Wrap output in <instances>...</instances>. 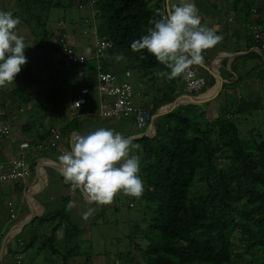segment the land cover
Returning <instances> with one entry per match:
<instances>
[{"label": "trees", "instance_id": "1", "mask_svg": "<svg viewBox=\"0 0 264 264\" xmlns=\"http://www.w3.org/2000/svg\"><path fill=\"white\" fill-rule=\"evenodd\" d=\"M15 1L16 7L20 9L7 8L0 11L12 14L16 11L20 14L22 10L26 15H31L30 19L40 20V23H37L40 34L36 32L34 34L37 39L42 40L40 43H34L35 56L43 52L44 56L53 59L55 65L58 60L53 56H57V53L67 55L68 48L73 49L78 55L85 56L83 61H71L70 66L62 64L60 69L65 75L61 72L58 77L50 79L51 93L57 103L56 107L70 105V101L79 95L81 89L87 88L89 98L91 95L96 96L86 105L88 108L103 112L98 104L110 110L108 115L115 114L130 122L127 120L129 114L111 110L116 98L109 97L114 94L109 91L110 87L103 83L100 73L117 76L116 82L109 84L113 85V89L122 87V84L132 86L151 79L153 86L145 90L146 99L150 101L146 107L154 111L181 95L178 92L179 81L183 82L184 78L178 77L168 81L158 77L156 75L158 71L167 69L147 50L134 52L131 49V43L147 34V29L152 27L150 21L158 18L157 10L164 11L166 0L69 2V6L77 7L85 6L90 2L94 11H97L96 38H104L112 42L111 46L101 51L105 54L101 61L97 58H87L85 53H77L76 48L72 47L74 45L66 41L64 28L58 30L59 35L56 36L47 26L48 13L53 8L66 5L63 0ZM239 1L235 0V2ZM253 4V0H244L241 8L252 9ZM235 7L237 8L238 5ZM43 10L46 12V18H42ZM258 21L261 22V19ZM253 36L246 43L247 49L253 46H262L263 49L264 39L257 41L259 38L256 34ZM95 46L98 50L99 46L97 44ZM26 49L28 50V47ZM117 55H123L124 60L116 61ZM203 55V64L209 65L211 51L208 49ZM255 55V51L239 55L236 63L238 67L235 68H240L242 74L245 71L243 66L247 65V61L240 60ZM33 65L35 66L34 61L27 60L15 79L17 86L10 84L0 89V106L5 111L4 119L11 120V123L8 121L11 126L16 123L11 116L13 103L22 107L28 102L27 99L23 100L24 97H19L22 92L30 89V95L37 91L41 97V91H44V81L39 77H33ZM113 65L120 66L118 72ZM263 65L264 61H261L259 65L247 70L254 71L253 76L261 78L263 76L260 67ZM72 66L76 74L81 75L80 78L68 74L70 70L73 71ZM195 67L200 68L202 65L191 68ZM102 92L104 95L101 94ZM243 100L245 99L241 96L240 101L225 103L220 114L206 123L191 117L190 113L187 114L182 109L184 106H181L158 118L159 129L155 137L149 138L145 135L141 138L144 145L141 150L143 159L139 175L143 181L144 191L139 199L132 198L145 201L146 205L142 207L144 227L136 225L135 228L139 230L132 238L133 243L138 244L134 248L138 249L142 259L139 261L133 257L134 264H264V131L253 129L254 131L251 130L249 134H244L239 124V119L262 108L263 103L261 98L250 103ZM86 106L81 114L95 117V112L87 110ZM197 112L201 118L200 110ZM201 114L206 115L205 110H202ZM34 119L21 124V134H14L16 142L13 144L28 140L25 139L24 133L29 131L26 128L34 126ZM73 129L75 126L71 127L70 131ZM49 137L45 132L37 133L29 141L31 144L29 149H37L39 153L47 150L38 149L37 146L42 144L46 147ZM48 146L51 147L50 144ZM37 150L32 156L33 160L39 156ZM33 165L35 168L36 163L33 162ZM0 183L5 184L2 180ZM14 200L6 202L9 216L18 210L16 205L9 207ZM36 220L39 224L42 221L47 224L53 223L51 233L47 234L49 236L39 241L41 244L39 249H47L52 254L62 255L64 264H77L78 261L67 262L66 256L69 255L70 258L80 256V241L88 238V235L83 234L84 232L80 233L81 226L75 222L64 221L59 218V214L54 222L52 215L49 214L33 219L25 228ZM61 226L64 228L63 239L66 244L64 247L55 244L59 238L56 232ZM21 232L17 237V249L9 248V252L0 259V263L4 262L9 254L16 257V252L23 253L26 249L37 246L36 239L39 236L37 233H32L29 238ZM72 241H77V244L70 247L69 243ZM132 249V246L129 247V250ZM126 251L124 253H129L128 250ZM16 264H24L23 257H16Z\"/></svg>", "mask_w": 264, "mask_h": 264}, {"label": "rangeland", "instance_id": "2", "mask_svg": "<svg viewBox=\"0 0 264 264\" xmlns=\"http://www.w3.org/2000/svg\"><path fill=\"white\" fill-rule=\"evenodd\" d=\"M76 1V0H63V2L67 3L66 5H61L58 6L57 8L51 9V11L48 13V19H47V26L51 30V32H55V35H59L58 30L64 28L66 34L65 38L66 41L70 42L69 44L73 45V48L75 47L77 50V53H85L87 58H97L100 59L99 61L102 60V58L105 56L102 52H98L96 46H95V41H96V35H95V29H94V19L96 21V18L93 17L94 13L97 11H94V8L90 2L82 7H77V6H69L68 3ZM180 3V1H179ZM196 7L199 10V14L202 16H206L210 19L211 15V9L207 8L206 6H201L200 0H194L193 2ZM216 7H213V9H216V13L223 14V9H230L231 12L233 13V20L236 19V17L240 15L245 14V10L241 8V6L244 4V0H240L239 2H235V0H216L214 1ZM253 6L252 9L254 11H257L256 14L259 15V19L261 17V12L264 11V0H253ZM84 5V4H83ZM235 5H238L236 8ZM65 6V7H64ZM204 7V8H203ZM260 7L261 9H257ZM20 9L19 7H16V1L15 0H0V9ZM44 11V10H43ZM214 12V10H212ZM46 12L44 11V16L45 17ZM255 14V17H256ZM13 16L15 18H19L20 23L17 25L16 31L17 34L20 36L24 37V42L26 45V48L28 47V50L25 48V57L27 60L34 61L35 66L33 65V77H39L44 81V91L42 93V96L38 98H32L30 95V89H25L22 92V95H20V98H23V100L27 99L26 105H24L26 108L29 107V109H26L24 106L19 107L17 106V103L14 104V108L12 110V117L16 120V123L13 125V132L14 134L20 135L21 134V120L23 119L24 122L28 123L34 119V126L31 128H26L29 131L25 132V136L29 137V140H32L37 133L39 132H45L46 134H50V128H60L62 127L67 119L71 118V115L69 113H65L61 110H59L57 113L61 115L62 117H58L55 115H52L48 113L50 110H52L53 107H56L57 103L53 100L52 97V88L50 84V79L58 77V74H61V72L64 74V71L60 69L62 64L66 65H72L66 63L64 60V55L62 53H57V56H53L57 58L58 62L57 65L53 63L52 58H48V56H44L43 52H39L34 55L33 50H35V42H39L42 39H37L34 32L39 33V25L37 23H40V20H32L30 19L31 15H26L24 11L20 10V14H17L16 11L14 12ZM30 19V20H29ZM258 19V20H259ZM211 20V19H210ZM202 23H205V20L201 19ZM97 24V21L95 22ZM207 23V22H206ZM264 23V22H263ZM255 26L257 24H254ZM253 25V27H254ZM215 26V25H214ZM213 27V26H212ZM221 28V27H220ZM256 31L254 34L260 35L259 30L255 28ZM245 31H243L244 33ZM40 34V33H39ZM74 34V35H72ZM227 41L221 40L216 46L213 48H221L224 45L226 46H231L230 44H226ZM31 48V49H29ZM254 48L257 50L255 51L256 57L257 58H246L240 61H247V65L243 66V71L242 73H248L250 70H247L255 65H259L261 61H264V49L258 46H254ZM91 50L90 52L88 50ZM42 51V48H41ZM52 52V51H51ZM92 52H94L92 54ZM238 54L239 52L236 51ZM250 52H247L245 49L241 52V55L243 54H248ZM234 56V57H233ZM223 57L222 62L226 60V58H229L228 61V66L230 69L232 68L231 65V60L232 58H235L236 56L233 54H230L228 51L227 53H220L218 56L215 57L214 60L218 62L219 59ZM225 64V63H224ZM230 64V66H229ZM114 66V65H113ZM58 67V68H57ZM73 67V71L70 70L68 74L71 76L74 74V77H81L80 74H76L75 68ZM236 67L238 65L236 64ZM114 68L117 70L120 68V66H114ZM240 70V68H239ZM264 65L260 67V71L262 72L261 78H252L251 82L253 83L254 81H258L253 83L251 86L247 85L250 83L249 79H241L237 81V90L236 86L233 91L229 92V96L225 99V101H240L241 96L245 100L244 102H255L257 101L258 98L262 99L263 107L259 108L258 110H254L251 113H248L247 116L243 117V119H239V124L242 128V131L244 134H249L251 130H259L260 132L264 131ZM122 72V71H121ZM233 72H237L233 70ZM251 74L254 75V71H251ZM238 78V75H235L234 77L228 79V82H232ZM12 86H17V82H13L11 84ZM235 85V84H234ZM23 86V85H21ZM135 91L136 93L142 92L143 88H141L138 83L134 84ZM211 90V86L208 87L206 90ZM9 90V89H8ZM205 90V91H206ZM204 91V92H205ZM42 92V91H41ZM219 93V92H218ZM202 93L199 95L201 96ZM219 95V94H218ZM135 101L138 104L147 102L148 100L143 97L142 95L136 94ZM185 99H183L181 102H184ZM214 102L213 99H210L205 102H198L195 104H184V107L182 108L184 111L187 112V114L191 115V117H194L195 119H200L202 123H206L209 119L212 120L213 117L210 116L209 112L207 109H205V114H201L202 108H206L210 103ZM231 103V102H230ZM229 103V104H230ZM225 104V103H224ZM87 107V106H86ZM89 107L90 104H89ZM200 108V116H198L197 110ZM0 110H3V108L0 106ZM4 111V110H3ZM95 112L96 116H87V115H82V114H77V116L74 117V120L72 121V125L76 127H86L90 126L94 128L95 130L99 128H113L114 131L119 132L123 135H127L126 132L128 131V135H134V130L130 128V130L126 129L124 124L121 126V123L119 122H113L110 117H107L106 115H100V111L98 109H93ZM76 110L73 112L75 113ZM31 117H30V115ZM133 116V115H131ZM130 116V117H131ZM129 118V117H128ZM160 118V117H159ZM104 120H106L104 122ZM11 123V120H8ZM103 123V124H100ZM118 123V124H117ZM134 128L133 126H131ZM136 129V128H134ZM146 131V130H145ZM143 131V133L145 132ZM254 131V130H253ZM153 136L154 133H151ZM61 139L59 141H66L67 136H68V130H65V133H62ZM11 136L10 135H3L0 133V159L4 157L5 150L3 149V146L10 147V148H17V144H13L10 142ZM132 144L135 141V138H132ZM9 142L11 145H9ZM5 144V145H3ZM133 145H139L138 148L133 147L130 155H136L139 157L140 160V166L141 162L143 159V156L141 155V150L144 145V141L138 140V143H134ZM51 153V156L54 158L58 155L59 152H48ZM25 163V166H30L26 160H23ZM59 162V161H58ZM4 170H0V174L3 173ZM33 188V187H31ZM42 189V188H41ZM41 189H38L40 191ZM4 190V189H3ZM71 190V186L62 192L53 190L51 188L46 189L42 197L45 200L44 204L46 205L47 208L44 206H39L36 200V204L39 206L40 213H45V215L51 214L53 219L56 220L57 215L59 214V218H62L64 221H70L72 223H78L80 227V233L84 232L83 234L88 235V238L86 240L80 241V248L79 252L81 253L79 257H69V255L66 256V261L71 262V261H78L77 264H134L133 257L141 261V257L139 255L138 249L134 248L137 247L135 243H133L132 238L133 235H135V232L139 229H136V225H140L141 227H144L143 225V210L142 207L146 205L145 201H139V200H134L132 197H127L124 196L122 193L118 194L116 198L114 199L113 203L110 205H104V206H97L95 204H86L85 205H79L81 203V200H76L75 198L79 197L82 198L84 194L79 191H72V195H69L68 193ZM37 191V190H34ZM51 196H53L51 198ZM127 198L126 201H119V198ZM35 199V198H34ZM83 199V198H82ZM69 201H74L75 202V207L72 208L70 211L67 210V204ZM11 205H16L18 211L22 210V202L19 201H13ZM131 205V206H130ZM88 207H94L96 208V211L94 214L89 218L88 221H84L80 218H77L75 215V210H84L85 208ZM1 212V210H0ZM39 212V211H38ZM21 213V212H20ZM34 215V214H32ZM7 219V216L4 215L0 217V221ZM29 217L23 221L21 224V227L29 223ZM52 220V219H51ZM12 224V223H10ZM52 222H47L42 221L40 224L39 222H35L31 225H28L25 228L26 234H28L27 237L31 236L30 234H35L37 233L39 236L36 239V247L26 249L23 252V260L24 264H64V258L60 254H52L50 250L47 249H39L40 247V242L45 237L47 238V234L51 233L52 229ZM2 225H4L2 223ZM19 224H16L14 226V229L19 228ZM45 233V235H44ZM19 231H14L11 233L12 237H17L19 235ZM25 234V235H26ZM56 235L59 237L55 241V244L64 247L66 246L65 241L63 239L64 235V228L61 226L56 232ZM0 236H3L4 239L8 236L7 232L4 231L1 233ZM62 237V238H61ZM30 238V237H29ZM1 244L3 245V240H1L0 237V248ZM77 244V241H72L69 243V246H74ZM18 247V242L16 241L15 244ZM133 247L132 250H129V247ZM14 247V245H13ZM9 248H11V239H9ZM130 253H124L127 252ZM5 253V250L2 251V256ZM1 255V254H0ZM82 255V256H81ZM0 256V259L2 258ZM81 259L83 262H81ZM138 261V262H139ZM0 264H16V257L12 255H7L6 259L4 262H1ZM71 264V263H70Z\"/></svg>", "mask_w": 264, "mask_h": 264}, {"label": "clouds", "instance_id": "3", "mask_svg": "<svg viewBox=\"0 0 264 264\" xmlns=\"http://www.w3.org/2000/svg\"><path fill=\"white\" fill-rule=\"evenodd\" d=\"M156 16L158 18L150 21L152 27L147 29V34L134 40L131 43V49L134 52L147 50L149 54L154 56L167 69L158 71L156 73L158 77L165 78L168 81L178 77H182L185 80L183 82L179 81L181 85L178 87V92L181 95L155 111L146 107V104L150 101L141 104L135 101L136 94L146 98V88L153 86L151 79L139 82V86L143 88L142 92L136 93L134 85L130 86L131 93L133 94L132 102L134 107L137 110L146 108L151 112V118H146L144 125L139 124L137 116L135 115L127 119L136 128V132L133 135L135 138L133 144L138 143V140H141L145 135L149 138L155 137L158 134L159 117L173 112L181 106L183 107L187 100L199 99V95L211 86L205 77L209 65L203 64V54L223 39L221 35L217 34V30L214 27L209 28L202 24L199 10L192 0H180L179 4H174L171 0H168L164 11L158 9ZM19 23V18H15L11 12L0 11V89L12 84L21 72L22 67L27 63L24 37L18 35L16 31ZM262 26H264V23H261L259 33L262 31ZM259 37L260 35H257V38ZM88 51L90 52L91 50L89 49ZM115 60H124V56L117 55L115 56ZM195 65H202V67L191 68ZM190 70L196 72L194 78L202 77L205 80L204 86L197 91L187 89L186 84L192 76ZM87 94L85 96L88 100L80 106L79 102H77L75 105L78 107H73L74 99L70 101L71 104L68 105V110H66L67 105L61 108L57 107L56 112L62 109L63 114L69 113L71 118L67 119L65 124L60 128H50L49 141L43 149L54 151L58 148L62 133H65V130H69L67 126L72 125L71 123L74 117L77 114H81L82 109L90 102L91 99ZM183 99H186V101L181 102ZM75 110L76 112L73 113ZM4 115L5 111H3V119ZM113 116L117 115L114 114ZM4 121L7 120L4 119ZM10 128V142L14 143L16 142V138L11 125ZM143 131L145 132L143 133ZM151 133H154V135L152 136ZM55 134L59 135L56 141L54 140ZM128 137L130 135L125 137L123 134L107 128H99L87 135L75 136L72 141L71 150L65 151L58 157L60 173L64 177V183L69 184L72 191L80 190L90 204L97 206L112 204L116 196L121 193L124 196L139 199L144 191L143 181L139 175L140 160L138 156L130 155L132 148H138L139 145H133L132 138ZM24 141L16 143L19 148L17 156L24 151V158L26 159L28 154H31L35 150L29 149L30 146L23 149L21 143ZM53 141H55L54 146L52 145ZM48 144L55 148H51ZM15 158L11 159L13 162L9 169H6L8 166L7 163L0 164V170H4L0 174V180L5 183L28 180L31 177V167L26 166L28 172L24 177L19 179L2 178L13 169ZM11 203L9 207L14 206ZM74 207L75 202L69 201L67 210L70 211ZM95 211L96 208L88 207L86 211L81 213L82 219L88 221ZM11 217L12 219L18 217V210L9 216V218ZM10 237H12L11 233L8 234L5 240L8 241ZM16 241L18 242L17 238L15 244ZM12 248L17 249L13 246ZM6 254L7 252L5 250L2 258ZM22 256L23 253L21 251L16 252L17 258H21Z\"/></svg>", "mask_w": 264, "mask_h": 264}, {"label": "crops", "instance_id": "4", "mask_svg": "<svg viewBox=\"0 0 264 264\" xmlns=\"http://www.w3.org/2000/svg\"><path fill=\"white\" fill-rule=\"evenodd\" d=\"M180 0H171L172 3L174 4H179ZM214 1L216 0H200V4L201 6H206L207 8L211 9V17L210 19L206 16H202L201 14H199L200 18L202 20H205V23H202L203 25H207L210 28H215L217 30V34L221 35L223 37L222 40L227 41L226 44H230L231 46H226L224 45L221 48H210L209 50L212 53V56H208L209 57V68H208V72L205 73V77L207 78L208 82L211 85V90H206L205 92L202 93V95L200 96L199 99L197 100H187L185 99V104H195L198 102H205L208 101L210 99H213L214 102L210 103V105H208L206 108L201 107L203 110L207 109L210 116L211 117H216L220 114V112L223 110V106L224 103L227 104V101H225V99L229 96V92L233 91L235 89L236 86V90L235 91H239L237 90V81L241 80L242 78L245 79H249L250 83L247 84L249 86H251L253 83L258 82V81H254L253 83L251 82L252 78H258V77H254L253 74H251V71L248 73H240L239 69H236V63H237V59L239 57V55H241V52L245 49L247 52H252V51H257L254 46L250 49H247L246 43L249 42L250 37H254V28L253 25L254 24H258V25H254L255 28L260 29V25L261 23L264 22V11L261 12V22L258 21L259 19V15L256 14L257 11H254V9H244L245 10V14L244 15H238L236 17L235 20H233V13L231 12L230 9H223V14H220L219 12L216 13L215 10L213 9V7H216L217 4L214 3ZM168 0H166V4H167ZM192 2H194V0H192ZM204 8V7H203ZM214 10V12L212 11ZM256 14V17H255ZM96 13H94V16L96 18ZM259 23H258V22ZM95 19H94V29L95 32L97 33V24L95 23ZM215 25V26H214ZM213 26V27H212ZM221 27V28H220ZM264 26L261 27L263 33L261 34L260 32V37L257 41H260L262 38L264 39ZM243 31H245L243 33ZM95 33V35H96ZM74 35V34H72ZM96 44V42L94 43ZM74 45V44H73ZM264 45V42H263ZM264 49V48H263ZM217 50V52H215ZM227 53L228 51L230 52V54L235 55V58H232L231 60V65L233 69H230L228 66V61L229 58H226V60L224 62H222L223 57L221 59L218 60V62L215 59L216 56H218L220 53ZM236 51H238L239 53L237 54ZM234 57V56H233ZM249 58V57H248ZM252 58H257L256 56H253ZM240 60V58H239ZM225 63V64H224ZM230 66V64H229ZM233 70L237 71V72H233ZM255 74V72H254ZM235 75H238V78L232 82H228V79L234 77ZM257 80V79H256ZM226 84V87H225ZM235 84V85H234ZM139 85V82H138ZM181 85V82H179V86ZM219 92V93H218ZM43 93V90L41 92V94ZM103 94V92L101 93ZM219 94V95H218ZM104 95V94H103ZM32 98H40V94L37 91H34L31 94ZM95 95H91L90 99L95 98ZM110 97V96H109ZM95 104V103H94ZM92 104V105H94ZM99 108L102 110H104L103 112H100V115H106L107 117H110L112 119L113 122H119L121 123V126L124 124L125 128L130 130L133 129L131 126L132 124L130 122H126V119H123L121 117H117V116H111L108 115V112L110 110L105 109L103 106L98 105ZM58 108L57 107H53L52 110H50L49 113L55 115V116H60L56 110ZM66 110H68V106H66ZM87 110L89 111H93V109H90L87 107ZM200 110V108H199ZM106 120H104L105 122ZM21 124L24 123L23 119L20 122ZM103 124V123H100ZM118 124V123H117ZM74 125H69L68 127V138L66 141L59 142V146L56 150L52 151V150H44L41 151L39 153V150H37V153H39V156L36 158V160L32 159L33 154L36 152L32 151L31 154L29 153L28 156L26 157V162L30 165L32 173H31V177L28 180H19V181H10V182H6L5 184L0 183V217L6 215L7 219L5 218L4 220L0 221V232L2 233L5 229V231L7 232V234L12 233L14 231H21L25 228V225L21 227V224L23 223V221H25L28 217L29 222H31L33 219L35 218H40L41 216L45 215V213H40V209L39 206H44L45 208L46 205L44 204L45 200L42 197L43 192L48 189L51 188L52 192L55 188V190L59 192L65 191L67 190L70 185L69 184H65L64 183V177L61 175L60 173V166H59V162H58V157L63 154L65 151H69L71 150V145H72V141L75 138V136L77 135H87L93 131H95L94 128L90 127V126H86V127H76L75 129L70 131V128L73 127ZM114 127L112 128H107V129H112L113 130ZM134 130V129H133ZM149 131V128H148ZM136 132V130H134V133ZM126 134L128 135V131L126 132ZM127 135H124L125 137H127ZM62 137V136H61ZM131 138H134V136L130 135ZM128 137V138H130ZM25 139H30L29 137L26 136ZM5 145V144H3ZM9 145H11V143L9 142ZM3 149L5 150V154L4 157L0 159V164L1 163H7V168L9 169V167H11L12 165V160L13 158L17 157V152L18 149L16 148H10V147H6L3 146ZM43 152V153H42ZM48 152H59L58 155L54 158L53 156H51V153ZM33 162L36 163V166L34 168ZM33 187V188H31ZM42 188V189H41ZM4 189V190H3ZM38 189H41L40 191H38ZM37 190V191H34ZM80 191V190H79ZM69 195H72V190H70V192L68 193ZM53 196H51L52 198ZM35 198V199H34ZM83 198V199H82ZM82 198H75L76 200H81V203H79V205H85L89 204L87 202V199L85 197V195ZM15 199L16 201L22 202V210L18 211V217L12 219L9 218L8 215V208H6V202ZM14 200V201H15ZM36 200V202L38 203V205L36 204V202L34 201ZM126 201L127 198H119V201ZM87 208H85L84 210H75V215L77 218L82 219V215L81 213L86 211ZM26 211V212H25ZM39 211V212H38ZM21 212V213H20ZM34 214V215H32ZM83 220V219H82ZM36 222H38L36 220ZM54 222H56V220H54ZM2 223L4 225H2ZM12 223V224H10ZM16 224H19V228L18 229H14V226ZM24 231L21 232L24 233ZM26 234V233H24ZM32 235V234H30ZM28 236V234H26V237ZM1 240H3V245L1 244V248H0V256H2V251L6 250V252L8 253V249H9V239H11V247L15 244V240L17 237H10L8 239V241H6L4 239L3 236H0ZM30 237V236H29ZM15 248H17L16 245H14Z\"/></svg>", "mask_w": 264, "mask_h": 264}, {"label": "built area", "instance_id": "5", "mask_svg": "<svg viewBox=\"0 0 264 264\" xmlns=\"http://www.w3.org/2000/svg\"><path fill=\"white\" fill-rule=\"evenodd\" d=\"M96 44L99 46L98 51L101 52L104 48L111 46L112 42L110 40L98 39ZM64 56V60L66 63H70L71 61H83L85 60L84 55H78L74 52L73 49L68 48ZM192 72V76L188 79L187 89L188 90H199L205 84V80L202 77L194 78L196 72L194 70H190ZM100 78L103 80L105 85H108L109 91L113 93V97L116 98V101L112 107L113 112L122 111L124 114H129L137 116L140 125H144L146 123V118H151V112L148 109H136L132 102V96L130 86L128 84H122V87H118L113 89V85H109L116 82L117 76L110 75L108 73H100ZM89 92L87 88H82L79 95L73 101V107H78L75 104L79 102V106L85 103L88 99L86 98V94ZM11 128L7 121L3 119V111L0 110V133L3 135H10ZM59 138L58 134H55L54 140ZM55 141L52 142V145H55ZM30 146L29 141H24L21 143V147L26 149ZM42 144L38 145V148H43ZM25 152L20 153L14 160L13 169L8 172L2 178L5 179H19L27 175L28 169L24 163Z\"/></svg>", "mask_w": 264, "mask_h": 264}]
</instances>
